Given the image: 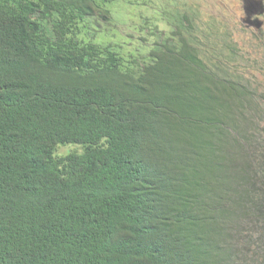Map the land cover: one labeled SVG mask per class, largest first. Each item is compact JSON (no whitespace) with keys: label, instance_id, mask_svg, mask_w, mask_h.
<instances>
[{"label":"trees","instance_id":"1","mask_svg":"<svg viewBox=\"0 0 264 264\" xmlns=\"http://www.w3.org/2000/svg\"><path fill=\"white\" fill-rule=\"evenodd\" d=\"M115 1L0 0V264H264V0L142 61L80 38Z\"/></svg>","mask_w":264,"mask_h":264},{"label":"rangeland","instance_id":"2","mask_svg":"<svg viewBox=\"0 0 264 264\" xmlns=\"http://www.w3.org/2000/svg\"><path fill=\"white\" fill-rule=\"evenodd\" d=\"M175 0H116L111 6L112 18L109 25L92 22L89 29L84 30L80 38L86 35L87 40L95 38L96 43L111 45L126 61L132 57L145 60L149 51L158 43L162 33H169L165 12ZM198 3L200 0H186ZM208 3V4H207ZM203 7L213 9L216 14L235 23L248 25L251 23V10L255 15L261 13L260 0H205ZM67 145L58 151L59 156L72 152H80ZM82 147V146H81Z\"/></svg>","mask_w":264,"mask_h":264}]
</instances>
